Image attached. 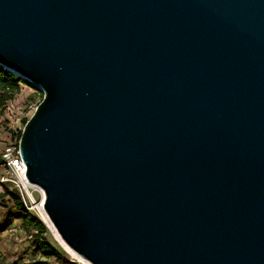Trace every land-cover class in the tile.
Wrapping results in <instances>:
<instances>
[{
    "label": "water",
    "instance_id": "95a60500",
    "mask_svg": "<svg viewBox=\"0 0 264 264\" xmlns=\"http://www.w3.org/2000/svg\"><path fill=\"white\" fill-rule=\"evenodd\" d=\"M19 139L92 264H264V0H0Z\"/></svg>",
    "mask_w": 264,
    "mask_h": 264
},
{
    "label": "trees",
    "instance_id": "16d2710c",
    "mask_svg": "<svg viewBox=\"0 0 264 264\" xmlns=\"http://www.w3.org/2000/svg\"><path fill=\"white\" fill-rule=\"evenodd\" d=\"M23 84H30V82L0 66V116L4 114L8 102L21 92ZM27 119H24L25 123ZM0 164H2V160H0ZM4 187V191L0 193V206L4 208L3 213L0 215V233L13 224L15 214H17L21 221V229L32 234V238L28 239L32 249L43 257L34 259L27 264H52L49 258H54L61 264L70 263L65 251L57 248L48 240L46 236L48 227L44 220L36 213L27 210L19 188L13 186L11 182L4 183ZM6 196L9 198H6ZM74 262L78 263L77 260H74Z\"/></svg>",
    "mask_w": 264,
    "mask_h": 264
},
{
    "label": "rangeland",
    "instance_id": "374dc122",
    "mask_svg": "<svg viewBox=\"0 0 264 264\" xmlns=\"http://www.w3.org/2000/svg\"><path fill=\"white\" fill-rule=\"evenodd\" d=\"M43 91L36 87L34 84H23L22 90L18 93L15 98L8 102L6 110L3 115L0 116V138H5L6 141L12 140V138L18 137L20 138V132L25 125V118H29L31 114L36 109V106L43 99L42 96ZM4 140V139H3ZM1 147V146H0ZM1 150V148H0ZM4 173V167L0 164V174ZM5 189L4 185L0 186V193ZM34 195L38 198V192L34 190ZM6 198H9L6 196ZM4 208L0 206V215L3 213ZM20 219L14 218L12 223H16L20 226ZM46 223V222H45ZM48 230L46 232V236L50 242H52L57 248L63 249L67 258H69V262L67 264H81V258L74 255L71 251H69L59 240V237L54 229L50 227L46 223ZM23 235V234H22ZM13 231H5L4 233H0V251L2 256V261L4 264H27L34 259L43 258L42 255L38 252H35L28 239L24 240H15ZM2 240H4V244L7 243L8 247H1ZM13 248L15 251H13ZM52 264H61L58 263L56 259L49 258ZM74 260H77L78 263H75ZM87 263L84 264H92L91 262L84 260ZM83 261V262H84Z\"/></svg>",
    "mask_w": 264,
    "mask_h": 264
},
{
    "label": "built area",
    "instance_id": "2783aa9c",
    "mask_svg": "<svg viewBox=\"0 0 264 264\" xmlns=\"http://www.w3.org/2000/svg\"><path fill=\"white\" fill-rule=\"evenodd\" d=\"M19 139L18 137L12 138V140L0 147V160H2V166L4 167V173L0 174V186L4 185L6 182H11L13 186L18 187L22 193L27 210L36 213L48 224L47 220L44 218L45 208L43 203L45 199V190L38 184L28 180L25 172L27 166L20 154ZM34 190L38 192V198L34 195ZM15 218H18L17 214H15ZM5 231H13L16 240L18 239L21 241L32 238V234L22 230L16 223L11 224L7 230L1 233ZM1 255L0 251V264H4ZM77 257L83 260L79 255H77ZM84 263L86 262L82 261L81 264Z\"/></svg>",
    "mask_w": 264,
    "mask_h": 264
},
{
    "label": "bare ground",
    "instance_id": "6f19581e",
    "mask_svg": "<svg viewBox=\"0 0 264 264\" xmlns=\"http://www.w3.org/2000/svg\"><path fill=\"white\" fill-rule=\"evenodd\" d=\"M44 210V209H43ZM44 218L47 220L48 224L50 225V227L52 229H54V231L56 232L55 234L58 235L60 242L69 250L71 251L74 255H78V252H76L72 247H70L67 242L63 239V237L61 236V234L58 232V230L56 229V227L54 226V224L52 223V221L50 220V218L48 217L46 211H44ZM84 261V260H83ZM87 263V262H86Z\"/></svg>",
    "mask_w": 264,
    "mask_h": 264
},
{
    "label": "crops",
    "instance_id": "0c3cea01",
    "mask_svg": "<svg viewBox=\"0 0 264 264\" xmlns=\"http://www.w3.org/2000/svg\"><path fill=\"white\" fill-rule=\"evenodd\" d=\"M5 138H7V137H2V138H0V146H3L4 144H6L8 141H6V139ZM4 139V140H3ZM24 236V235H23ZM14 238V237H13ZM15 239V238H14ZM16 240V239H15ZM4 240H2V243H1V247L2 246H6V247H8V244L7 243H5L4 244ZM13 251H15V249L13 248Z\"/></svg>",
    "mask_w": 264,
    "mask_h": 264
}]
</instances>
